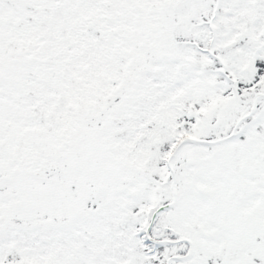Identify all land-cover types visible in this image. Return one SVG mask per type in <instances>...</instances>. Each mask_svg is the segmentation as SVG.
<instances>
[{
	"label": "snow or ice",
	"instance_id": "obj_1",
	"mask_svg": "<svg viewBox=\"0 0 264 264\" xmlns=\"http://www.w3.org/2000/svg\"><path fill=\"white\" fill-rule=\"evenodd\" d=\"M0 264H264V0H0Z\"/></svg>",
	"mask_w": 264,
	"mask_h": 264
}]
</instances>
